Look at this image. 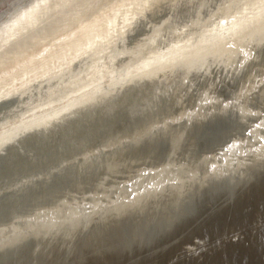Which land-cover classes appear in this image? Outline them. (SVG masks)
<instances>
[{
    "label": "bare ground",
    "instance_id": "1",
    "mask_svg": "<svg viewBox=\"0 0 264 264\" xmlns=\"http://www.w3.org/2000/svg\"><path fill=\"white\" fill-rule=\"evenodd\" d=\"M39 2L0 0V264L183 222L195 259L185 205L264 173V0Z\"/></svg>",
    "mask_w": 264,
    "mask_h": 264
},
{
    "label": "water",
    "instance_id": "2",
    "mask_svg": "<svg viewBox=\"0 0 264 264\" xmlns=\"http://www.w3.org/2000/svg\"><path fill=\"white\" fill-rule=\"evenodd\" d=\"M217 134V126H212L206 136L216 137ZM208 139L207 137L203 141ZM220 191L216 193L205 191L198 199L185 205V210L181 214L183 218L193 211L198 216L196 223L189 228L192 229L190 233L197 232V236H201L206 243L195 259L191 258V254L178 255L180 250L176 249L177 241H173L186 229V223L183 222L180 225L176 223L170 228L161 223H150L138 227L137 231H133L130 225H123L106 230L105 234L96 238L94 243L81 247L78 244L72 255L67 258H62L53 251L49 256L37 255L32 262L33 264H264V173L252 181L244 194L237 193V190L231 187H224ZM234 233L236 234L233 238L231 235ZM154 247L157 248L156 251H152ZM95 248L97 251H94Z\"/></svg>",
    "mask_w": 264,
    "mask_h": 264
},
{
    "label": "snow or ice",
    "instance_id": "3",
    "mask_svg": "<svg viewBox=\"0 0 264 264\" xmlns=\"http://www.w3.org/2000/svg\"><path fill=\"white\" fill-rule=\"evenodd\" d=\"M46 3H47V0H40L39 3H36V4L33 5V10L45 7V6H46ZM129 32L132 33V34L129 36V43H130V44H134L135 41H136L139 37L133 32V29H132V28H129ZM139 36H143V32H140V33H139ZM117 39H118V40H121L122 37L117 36ZM225 107H227V105H225ZM253 115H255V113H253ZM261 115H264V113H261ZM262 126H264V122H262V123H258V124L256 125L257 128H260V127H262ZM249 135H250V134H249ZM258 139H264V137H261V138H258Z\"/></svg>",
    "mask_w": 264,
    "mask_h": 264
},
{
    "label": "rangeland",
    "instance_id": "4",
    "mask_svg": "<svg viewBox=\"0 0 264 264\" xmlns=\"http://www.w3.org/2000/svg\"><path fill=\"white\" fill-rule=\"evenodd\" d=\"M197 219H198V218H197ZM197 219H196V220H197ZM196 220H195L194 223H196ZM194 223H193V224H194ZM187 232H189V231H187ZM185 233H186V231H185ZM195 234H197V232H192V234H191V233H190V234H187V236L192 237V236L195 235ZM175 239H176V238H175ZM175 239H174V240H175ZM174 240H173V241H174ZM177 247H178V246H177ZM176 249H177V248H176Z\"/></svg>",
    "mask_w": 264,
    "mask_h": 264
}]
</instances>
